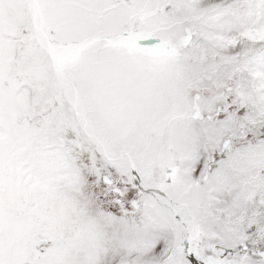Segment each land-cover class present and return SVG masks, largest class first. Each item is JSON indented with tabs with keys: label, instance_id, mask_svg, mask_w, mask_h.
Segmentation results:
<instances>
[{
	"label": "snow or ice",
	"instance_id": "obj_1",
	"mask_svg": "<svg viewBox=\"0 0 264 264\" xmlns=\"http://www.w3.org/2000/svg\"><path fill=\"white\" fill-rule=\"evenodd\" d=\"M0 264H264V0H0Z\"/></svg>",
	"mask_w": 264,
	"mask_h": 264
}]
</instances>
